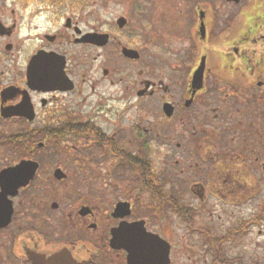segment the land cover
<instances>
[{
  "label": "flooded vegetation",
  "instance_id": "af4514ba",
  "mask_svg": "<svg viewBox=\"0 0 264 264\" xmlns=\"http://www.w3.org/2000/svg\"><path fill=\"white\" fill-rule=\"evenodd\" d=\"M164 4L126 1L97 30L80 28L87 0L43 2L31 12L32 3L0 2V150L17 139L9 146L17 160L0 163V173L37 164L15 195L0 188V264H132L120 247L128 242L149 257L133 264H166V252L167 264H264L261 242L224 257L252 228L262 235L264 52L256 21L246 6L234 17L197 1L198 19L182 39L179 25L153 19L179 14ZM181 40L183 50H174ZM37 55L36 71L47 75L34 77L45 86L28 77ZM125 113L129 130L119 127ZM6 123L21 129L4 135ZM208 210L230 222L220 237L213 221L196 225Z\"/></svg>",
  "mask_w": 264,
  "mask_h": 264
},
{
  "label": "rangeland",
  "instance_id": "374dc122",
  "mask_svg": "<svg viewBox=\"0 0 264 264\" xmlns=\"http://www.w3.org/2000/svg\"><path fill=\"white\" fill-rule=\"evenodd\" d=\"M129 1V0H87V5L83 9L82 13L83 16L86 18V25H81L80 28H89V27H96L97 30L107 28L111 23H114L115 18H117L118 15L122 14L124 11V2ZM131 1V0H130ZM152 3L158 2L159 3H165L164 7L169 6L170 4L172 5L171 7L169 6L168 8H173V9H180L179 14L172 11L169 14H158L153 16V19L157 20L158 23L163 24L165 21L169 22H174L176 25H179L181 33H178L176 37L182 38L183 36L188 33L189 27L196 21L197 16L195 14L196 12V6L193 4L198 1V3H201V5L206 7V5L209 6L210 3L212 4V7L218 12L219 10L221 13L226 12L231 14V16L236 17V14L239 10H241L243 7L248 10V17L256 21V24L253 26V30L256 29L257 31V37L259 39V46L260 50L264 52V0H241L240 3L237 6H224L223 3H225L223 0H150ZM1 3H6L8 5H13L15 4V8L19 7L20 2L22 3L21 0H0ZM30 3L32 5L28 8V11H32V7H38V9H44L42 5L43 2L41 0H30ZM170 3V4H169ZM152 5V4H151ZM193 5V6H192ZM199 5V4H197ZM153 7V6H152ZM198 7V6H197ZM155 7L152 8V10L155 12ZM76 14H79V12H75ZM188 28H186V26ZM187 30V31H186ZM186 31V33H185ZM24 34V33H23ZM185 42L183 40L178 41L175 43L173 46L174 50H183V45ZM24 45H27L24 47V51L29 49V43H25ZM205 46V45H204ZM206 48V46L204 47ZM72 52V50H71ZM98 64V61L96 62V65ZM95 65V66H96ZM87 72V69L84 70ZM96 77H98V73L96 74ZM91 77L89 75H86V81L85 84L88 85L91 82ZM155 104L152 101V108L154 107ZM130 117L129 113H125L123 116H120L119 119V127L120 129L123 130H129L130 126L127 122V119ZM3 134L9 135L11 133L17 132L18 130L21 129L19 124H10L6 123L3 124ZM122 130V131H123ZM47 153V150L44 149V151H38L36 154L38 159H42L43 156ZM15 154L12 149H10L8 146H4L0 150V163L2 164L3 162L5 163H13L16 162ZM264 189V185H263ZM213 203V202H212ZM208 212V213H207ZM202 217L204 222H199L196 225L202 226V225H207L209 222L213 221L214 227L219 228L217 229L215 236L220 237L224 231L223 228L220 229V226L224 224L226 226L230 222L226 218V215L221 217L222 219L218 220L217 214L218 212L213 213L212 210H208ZM212 214L213 217H212ZM250 213H247V216H249ZM246 216V217H247ZM260 217H262L261 224H262V235L260 238L257 237L256 232L258 231L257 227H254L250 230L248 234H246V237L244 239H239L238 241L234 242L235 244H228L224 248V257H226V254L230 257H239L242 255V252H246V249L248 253H252L255 249L253 245H250L251 243L255 242H261L264 245V192L262 195V212L260 214ZM211 218V219H210ZM246 218V222L249 221ZM236 223H231V227L234 226ZM223 226V227H224ZM257 238V239H256ZM205 246L202 244L200 245L199 250V256L201 258H206V249H204ZM245 248V249H244ZM264 253V251H263ZM246 254V253H245ZM263 261H264V254L262 255Z\"/></svg>",
  "mask_w": 264,
  "mask_h": 264
},
{
  "label": "water",
  "instance_id": "95a60500",
  "mask_svg": "<svg viewBox=\"0 0 264 264\" xmlns=\"http://www.w3.org/2000/svg\"><path fill=\"white\" fill-rule=\"evenodd\" d=\"M226 2L229 3H235L238 4L240 2V0H225ZM123 21L120 20L118 21V25H121ZM101 39H106V37H101ZM103 41V40H100ZM104 43L100 42V44ZM126 56L131 58V59H136V55H134L131 52H127ZM38 55L35 56L29 63L28 66V77L30 79V84H36L37 85H48V82L46 80H42L41 77H46L47 72H42V71H38V73L41 75V77L35 78V75L39 74L37 73L36 69L38 66ZM39 67V66H38ZM35 78V79H34ZM23 108H26V103H23ZM25 115L26 117H31L32 113L29 111L28 115L26 113L22 114ZM37 170V164L34 162H23L21 163L19 166L11 169V170H6L0 173V188H1V194H12L15 195L16 191L22 187H25L30 181L33 180L35 172ZM9 219V218H8ZM7 219V220H8ZM119 238V237H118ZM116 238V239H118ZM131 243V242H130ZM128 242V247L126 248L125 246H122L120 244L121 248H124L128 251L129 256L128 259L130 260V262L133 263H137L139 260L138 259H149L148 256H144L141 255V253L139 252V248L137 246H135V244L131 245ZM133 243V241H132ZM140 254V255H139ZM167 254L168 252L165 253V255L163 256V259L161 258L160 261L166 260V264H167ZM151 259V258H150Z\"/></svg>",
  "mask_w": 264,
  "mask_h": 264
},
{
  "label": "trees",
  "instance_id": "16d2710c",
  "mask_svg": "<svg viewBox=\"0 0 264 264\" xmlns=\"http://www.w3.org/2000/svg\"><path fill=\"white\" fill-rule=\"evenodd\" d=\"M22 2H26V3H30V0H21ZM66 0H41V2H48V3H57V2H64ZM16 142H17V139L16 138H7L5 140V144L6 146H13L15 147L16 146Z\"/></svg>",
  "mask_w": 264,
  "mask_h": 264
}]
</instances>
